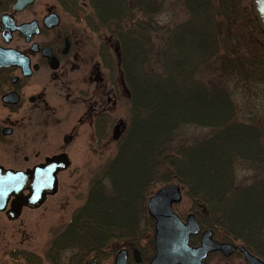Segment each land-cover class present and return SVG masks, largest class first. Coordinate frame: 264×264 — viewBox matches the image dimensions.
<instances>
[{
	"label": "trees",
	"instance_id": "obj_1",
	"mask_svg": "<svg viewBox=\"0 0 264 264\" xmlns=\"http://www.w3.org/2000/svg\"><path fill=\"white\" fill-rule=\"evenodd\" d=\"M87 1L85 29L99 34L96 53L114 96L126 95L128 123L49 248H76L70 264H82L119 239L147 237L148 198L178 183L204 225L264 258V34L250 0H182L188 17L173 26L158 20L167 0ZM240 168L249 182L238 183Z\"/></svg>",
	"mask_w": 264,
	"mask_h": 264
},
{
	"label": "flooded vegetation",
	"instance_id": "obj_2",
	"mask_svg": "<svg viewBox=\"0 0 264 264\" xmlns=\"http://www.w3.org/2000/svg\"><path fill=\"white\" fill-rule=\"evenodd\" d=\"M77 9V0H0V264L14 263L15 250L2 245L10 229L41 207L50 193L43 166L60 156L71 166L68 149L75 136L62 135L53 146L49 133L59 131L63 120L49 101V91L65 83L62 75L74 65ZM35 195L43 202L34 203ZM189 214L198 230L190 234L188 248L179 247L175 264H258L251 257L264 262L244 241L204 225L195 211L178 216L187 223ZM151 220L147 237L119 239L102 249V256L92 254L82 264H104L110 258L112 264H151L161 251Z\"/></svg>",
	"mask_w": 264,
	"mask_h": 264
},
{
	"label": "rangeland",
	"instance_id": "obj_3",
	"mask_svg": "<svg viewBox=\"0 0 264 264\" xmlns=\"http://www.w3.org/2000/svg\"><path fill=\"white\" fill-rule=\"evenodd\" d=\"M77 1V56L70 60L74 62L73 67L62 75L66 79L65 83L50 86L49 91V101L56 107L63 120L59 131L57 129L49 133L51 140L55 142L53 146L62 135L75 136L68 149L71 166L58 173L57 192H50L41 207L27 212L8 232L2 245L4 249L9 246L15 250L13 264H54V258L58 259L57 264L71 263L69 259L75 254L76 248L53 251L49 248L50 244L86 202L92 181L100 177L104 166L116 154V139L121 126L128 123L126 95L123 93L124 95L118 98L114 96L109 74L96 53L99 34L85 29L86 18L91 16L92 8L87 0ZM187 17L182 0H167L166 9L158 20L161 24L173 26ZM99 112L105 115L104 122L99 123L100 131L102 128L101 135L95 130V119ZM260 114L258 121L262 126L264 109ZM206 131L192 129L191 133L195 135ZM50 151L51 148L48 147L47 152ZM252 176V171H244L241 168L237 171V181L240 184L249 182ZM175 210L183 216L191 210V202L184 190L183 199L175 206ZM22 252L28 254V257L31 254L29 262L20 256ZM102 254L104 253L99 255ZM104 264H112V258Z\"/></svg>",
	"mask_w": 264,
	"mask_h": 264
},
{
	"label": "water",
	"instance_id": "obj_4",
	"mask_svg": "<svg viewBox=\"0 0 264 264\" xmlns=\"http://www.w3.org/2000/svg\"><path fill=\"white\" fill-rule=\"evenodd\" d=\"M251 11L254 19L264 34V0H250ZM264 132V120H263ZM69 166V161L66 156H60L55 160H51L44 170L47 169L48 177L47 189L55 194L57 192V174L66 170ZM34 203L40 204L43 202L39 196H33ZM183 198V190L177 183H172L160 187L153 193L147 202L148 215L155 221V237L156 246L161 249L151 264H158L168 262V264H175L178 262L177 258L180 254L179 247L188 248L189 236L196 233L198 224L193 214L187 217V223L183 222L174 210V205L179 204ZM258 264L264 262L251 257ZM90 264H98L92 262Z\"/></svg>",
	"mask_w": 264,
	"mask_h": 264
}]
</instances>
